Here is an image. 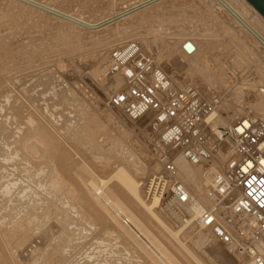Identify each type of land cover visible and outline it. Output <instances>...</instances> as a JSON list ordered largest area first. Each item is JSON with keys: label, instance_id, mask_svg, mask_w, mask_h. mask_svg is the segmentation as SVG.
<instances>
[{"label": "rangeland", "instance_id": "obj_1", "mask_svg": "<svg viewBox=\"0 0 264 264\" xmlns=\"http://www.w3.org/2000/svg\"><path fill=\"white\" fill-rule=\"evenodd\" d=\"M41 1L94 24L142 2ZM156 1L154 8L147 4L129 17L90 29L29 2L0 0V264H160L148 258L139 238L134 235L135 244L108 221L86 183L116 166L140 181L159 172L148 139L142 141L129 125L116 124L127 118L107 105L111 93L103 95L115 48L136 41L178 87L189 82L200 89L214 86L221 100L228 98L222 107L238 99L237 104L248 106L245 113L264 118L263 88L258 90L264 87V45L217 0ZM230 1L239 2L242 15L264 37V24L253 12L241 0ZM186 40L196 52L185 53ZM212 132L222 139L213 127ZM25 142H41L44 155L30 158ZM117 187L116 182L109 185L126 208L137 212ZM155 211L169 228L180 225L165 209ZM136 214L176 264H197L156 221ZM186 230L181 238L192 254L202 264H219L209 245L220 243L212 236L208 245L197 243L187 234L191 228ZM231 253L236 264L245 261Z\"/></svg>", "mask_w": 264, "mask_h": 264}, {"label": "built area", "instance_id": "obj_2", "mask_svg": "<svg viewBox=\"0 0 264 264\" xmlns=\"http://www.w3.org/2000/svg\"><path fill=\"white\" fill-rule=\"evenodd\" d=\"M137 6H123L114 17ZM109 59L105 76L122 75L125 87L111 93L107 105L133 120L152 115L148 134L161 172L146 179V200L169 196L178 205L190 204L171 154L180 152L194 164L211 163L219 140L212 125L221 98L213 89L201 92L191 83L175 86L136 41L115 48ZM221 137L231 145V155L227 165L213 173V203L200 211L197 223L232 251L264 264V121L249 114L223 128Z\"/></svg>", "mask_w": 264, "mask_h": 264}, {"label": "bare ground", "instance_id": "obj_3", "mask_svg": "<svg viewBox=\"0 0 264 264\" xmlns=\"http://www.w3.org/2000/svg\"><path fill=\"white\" fill-rule=\"evenodd\" d=\"M19 1L26 2V3L29 2L30 5L32 4V6L43 8L44 11L45 10H47L49 12L51 11L53 14L60 15L61 18L63 17L67 20H70L71 22H73L75 24L77 23V24H80V25H82L86 28H90V29L97 27V26H100V25L107 24L111 20L119 18V17L123 18L127 15L129 17L130 15H132L131 13L136 12L138 9H141L143 7H144V9H147L148 6L152 7V4H155L156 2H158L156 0H142V2L136 3V4H139V6L135 7L134 9H132L128 12H125V13L117 16V17H114L115 16L114 13H113L114 15H110V16L108 15L107 17L105 16L106 18H103L102 21L94 24V23L88 22V20L83 19V17L82 18L80 16L76 17L77 15L73 16L67 12L61 11L60 9L58 10V9H55L51 6H48L45 3H43L41 0H19ZM217 1L222 6H224L244 28H246V31H248L256 40H258L261 44L264 45V37H262V35L258 32V29H257L259 27L256 26L257 24L254 25L253 22L245 19L244 15H242L243 14V12L241 11L242 9L240 10V8L238 7V6H240L237 4V3H239L238 1L236 3L237 5L230 0H217ZM241 1H242V4H244L245 7H248L253 12L254 16L262 24H264V18L254 8L246 0H241ZM147 4H148V6H146ZM154 6L155 5H153L152 8H154ZM156 6H158V5L156 4ZM144 9H141L140 11H142ZM127 21H128L127 19L120 21L121 22L120 24L123 25ZM128 42H130V41H128ZM182 46H183L182 49L185 51V53L186 52H192L195 49L194 43H192V41H188V40H186ZM194 52H196V51H194ZM109 53H110V51H109ZM109 61H110V59H109ZM208 61L205 60L204 63L206 65H210V63ZM209 68H212V67H209ZM101 70H102V68H101ZM235 76H237V75H235ZM174 80H172V81H174ZM229 81L226 82V84H228V86H229ZM231 81H233V80H231ZM246 82L248 83V81H246ZM123 83H124V85H123ZM173 83H176V82H173ZM189 83H191V82H189ZM230 83H232V82H230ZM252 83H254V82H252ZM176 85H177V83H176ZM193 85L196 86L201 92L207 93V91H208L207 89L209 88V89H213L214 92L220 98L222 96V94H220L214 88V86L210 85V86H206L205 88L200 89V87L197 86L198 84L196 85V83H195ZM247 85H250V84H246L244 86H247ZM120 87H122L121 89H124V87H125V79L120 74H116V75H113L111 77H108L106 79V81L104 82V84L101 86V88L104 89L103 95L105 94V96L109 95L110 93H114V92L117 93V91L119 92L121 90ZM177 87H178V85H177ZM240 87H241V85H240ZM252 87L251 88L248 87V88L253 89L254 87L253 88ZM260 88H263L262 94H260V95H262L264 97V87L258 86V90ZM244 89H245V87H244ZM233 91H234V89H233ZM233 91H232V93H233ZM239 92H240V89L238 90V92H234V93L238 94ZM234 93H233V95L235 96L236 94H234ZM247 93H249V92H247ZM229 94L231 95V93H229ZM233 95H231V96L234 97ZM106 97H108V96H106ZM234 98H233V100H235ZM226 99H228V98H226ZM226 99H224V100H226ZM229 99L232 100L231 97ZM224 100L222 99L221 101H224ZM236 101H234L235 103H232V101H231V103H225L223 105L224 107H222L220 104L219 108L221 107V109L223 108V110H220V114H219V108H218L217 117L215 119V122L212 125V127L215 130L218 137H220L222 135V131L218 130L219 126H224V127L232 126L238 119H242V118L246 117L248 115V112H250V111H248L245 113V111H247L246 110L247 108H244V107L245 106L248 107V106L247 105L244 106V103H243V105H241V104L239 105V104H237ZM225 102H227V101H225ZM222 103H224V102H222ZM259 104L261 106H263L261 101ZM114 109L117 112H119L122 116L127 118L125 120L117 121L116 124L121 125L122 127H127L129 125V127L131 126L134 128L137 136H140V138H143V140L141 139L142 141L145 140V137L148 139L149 146H150V153L152 155V158L156 161V163H154V165H155L154 169H159V172H161V164L157 160L156 156L153 154L152 149H151L150 137H148L149 134L148 135L146 134L148 132V129H146V127L147 128L149 127L152 115L147 113L143 117H141L137 120H133V119L127 117L126 115H124L119 109H117V108H114ZM260 119H262L264 121V118H260ZM216 143L218 145V148L215 151L216 153H214V156L211 160V163L203 162V163L194 164V163L189 162L180 152H173L171 154V160L173 161V163L176 166L178 177H179L180 181L184 184L185 189L187 190V192H188V194L192 200V202L190 204H187V205H182V206L178 205L175 202V200L169 198V196H164L162 198V200L154 199L153 201H147L146 197H145V188H144V183H143V181H145V179L142 181L135 180L133 177L128 175V173L125 171L124 168H122L120 166H116V169H114L112 172H110L107 176L99 178L98 180L87 179L86 183H87V186L89 187L88 189H90L91 193L94 195V197L98 201L99 205L106 212L107 219H109L108 221L109 222L111 221L110 223H112V225H115L116 228H119L120 231L127 238H129L131 241L133 239V242H135V244H136L135 240H137V239L135 238V240H134V235H135V237L139 238L138 240H140V244L141 245L143 244L142 247L144 246L147 249L146 251L150 252V253L149 252L148 253L144 252V253L149 254V255H147L148 258L150 255L154 256L153 261H155V263L159 262L160 264H176V262H174L169 257V255L166 253L164 246L161 243H159V241L156 238H154L152 236V234H151L152 231L150 232L149 228L146 226V224H144V221L142 222L143 219L140 220L141 218H139L140 216L139 217L137 216V214H136L137 212H139L143 218L149 219L151 221L153 220L154 222L156 221L157 224L159 226H161V229L163 228L167 232V234L170 235L171 239L173 238L175 240V242L178 244V246L181 249H183V251H186L190 255L191 259H193V261L195 263L202 264V262L198 258H196L192 254V252L188 249L187 244L184 241L185 239L181 238V233L183 230H186V229L190 230V228H191V230L189 232H187V234L190 236V238L194 237L196 239L197 243H200V244L204 243V244L208 245V243H210V241L212 240V237L214 238L215 241H217L210 229L201 228V227H199V225L197 223V218L200 214V211L205 207L211 206L213 203V192L211 189L212 175H213V173H215L216 171H219L221 168H223L224 166L227 165L228 159L231 155V149L232 148H231L230 144H228L226 141H223V140H218V142L216 141ZM24 148H25V153H27L30 156V158H32V159L39 158L43 154L41 142H39V144H37L35 142L34 143L33 142L26 143L25 142ZM216 156L218 157V159L216 158ZM217 164L219 167L217 166ZM192 166H199V167H197L198 169H194V167H192ZM202 166H204L206 169L202 168ZM112 182H116V185L119 187V189H122L127 193L128 198L133 202L132 206L135 208V210L137 212L129 210L128 208H126L121 203V201L119 199H117V195H116L115 190H112L111 188H109V185ZM10 185H12V184H10ZM187 185L194 187L196 192L189 189V187ZM52 188L54 190L56 188V186L55 187L53 186ZM6 190H8V189H6ZM55 192H58V191H55ZM156 208L159 210V212H161V210L165 209V212H169V214L180 225H178V227L175 230L169 228L167 226V224L161 218L160 214L155 211ZM30 219H31V217L28 220H30ZM151 230H153V229H151ZM212 244L213 243L211 242V245H209V249L211 250V251L210 250L209 251L212 252V254H213V255H211L212 259L216 260L217 263L219 262V264H236V261L234 259V255L231 252H233L235 254V256L241 257V259L245 260L244 262L241 260L242 263H240V264H257L253 260H249L246 256L240 255V254L232 251L228 246H226L224 244L220 243L221 245L224 246L223 248L220 244L219 245H217L216 243H215L216 245H214V244L212 245ZM30 245H32V244H30ZM137 245H139V244H137ZM27 247H28V245H27ZM32 248L34 249V247H32ZM222 249H224L225 251H227L229 253H226ZM152 256H151V260H152Z\"/></svg>", "mask_w": 264, "mask_h": 264}, {"label": "water", "instance_id": "obj_4", "mask_svg": "<svg viewBox=\"0 0 264 264\" xmlns=\"http://www.w3.org/2000/svg\"><path fill=\"white\" fill-rule=\"evenodd\" d=\"M264 18V0H246Z\"/></svg>", "mask_w": 264, "mask_h": 264}]
</instances>
